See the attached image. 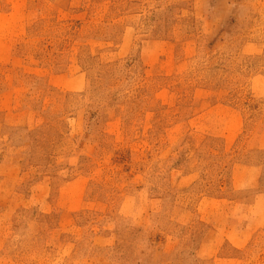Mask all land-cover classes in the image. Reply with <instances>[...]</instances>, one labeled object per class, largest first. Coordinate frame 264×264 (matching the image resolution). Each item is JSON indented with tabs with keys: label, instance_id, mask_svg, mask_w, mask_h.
<instances>
[{
	"label": "rangeland",
	"instance_id": "rangeland-1",
	"mask_svg": "<svg viewBox=\"0 0 264 264\" xmlns=\"http://www.w3.org/2000/svg\"><path fill=\"white\" fill-rule=\"evenodd\" d=\"M0 264H264V0H0Z\"/></svg>",
	"mask_w": 264,
	"mask_h": 264
}]
</instances>
